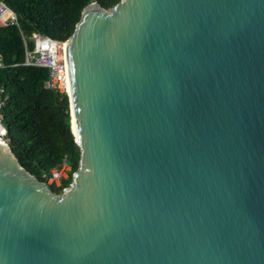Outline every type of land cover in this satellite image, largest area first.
I'll return each mask as SVG.
<instances>
[{
	"label": "water",
	"instance_id": "95a60500",
	"mask_svg": "<svg viewBox=\"0 0 264 264\" xmlns=\"http://www.w3.org/2000/svg\"><path fill=\"white\" fill-rule=\"evenodd\" d=\"M66 59L78 168L0 140V264H264V0L94 2Z\"/></svg>",
	"mask_w": 264,
	"mask_h": 264
},
{
	"label": "trees",
	"instance_id": "16d2710c",
	"mask_svg": "<svg viewBox=\"0 0 264 264\" xmlns=\"http://www.w3.org/2000/svg\"><path fill=\"white\" fill-rule=\"evenodd\" d=\"M6 1L19 14L26 37L38 33L64 41L74 33L86 6L96 2L110 9L120 0ZM29 46L33 48V43ZM0 57L5 66L0 69V86L8 97L4 108L6 139L13 153L41 181L43 174L58 165L65 155L75 172L80 151L70 130L69 99L44 88L46 69L23 65L25 48L18 27L0 29ZM51 189L60 193L55 187Z\"/></svg>",
	"mask_w": 264,
	"mask_h": 264
},
{
	"label": "built area",
	"instance_id": "2783aa9c",
	"mask_svg": "<svg viewBox=\"0 0 264 264\" xmlns=\"http://www.w3.org/2000/svg\"><path fill=\"white\" fill-rule=\"evenodd\" d=\"M12 26L18 27L20 31L22 30L19 14L6 0H0V29ZM32 40L33 48L29 49L26 47V58L23 65L46 69L48 77L44 82V88L59 95H65L70 100V84L66 59L67 40L58 41L41 34H35ZM4 67L2 57H0V69ZM7 99L5 89L0 86V139L3 140L4 145L9 146V141L6 139L8 130L4 116ZM73 173L72 166L65 155L58 165L43 174V181L48 186L59 189L60 193L58 195H65L71 186ZM68 181L70 182L68 183Z\"/></svg>",
	"mask_w": 264,
	"mask_h": 264
},
{
	"label": "crops",
	"instance_id": "0c3cea01",
	"mask_svg": "<svg viewBox=\"0 0 264 264\" xmlns=\"http://www.w3.org/2000/svg\"><path fill=\"white\" fill-rule=\"evenodd\" d=\"M19 29V28H18ZM22 29V28H21ZM20 30V29H19ZM20 33H21V36H22V39H23V42H24V48H25V58H26V47H28L29 49H32L30 46H29V44L30 43H33V40H32V38H33V36L35 35V34H38V33H35V34H33V36L32 37H26V35L24 34V32H23V30H21L20 31ZM2 61H3V58H2ZM25 62V61H24ZM4 63V62H3ZM3 87V86H2ZM4 88V87H3ZM5 89V88H4Z\"/></svg>",
	"mask_w": 264,
	"mask_h": 264
},
{
	"label": "bare ground",
	"instance_id": "6f19581e",
	"mask_svg": "<svg viewBox=\"0 0 264 264\" xmlns=\"http://www.w3.org/2000/svg\"><path fill=\"white\" fill-rule=\"evenodd\" d=\"M0 140H2V139H0ZM2 142H3V140H2Z\"/></svg>",
	"mask_w": 264,
	"mask_h": 264
}]
</instances>
